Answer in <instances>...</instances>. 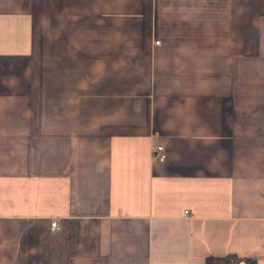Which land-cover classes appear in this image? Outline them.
Returning <instances> with one entry per match:
<instances>
[{"label": "crops", "instance_id": "0c3cea01", "mask_svg": "<svg viewBox=\"0 0 264 264\" xmlns=\"http://www.w3.org/2000/svg\"><path fill=\"white\" fill-rule=\"evenodd\" d=\"M227 254L264 264V0H0V264Z\"/></svg>", "mask_w": 264, "mask_h": 264}, {"label": "trees", "instance_id": "16d2710c", "mask_svg": "<svg viewBox=\"0 0 264 264\" xmlns=\"http://www.w3.org/2000/svg\"><path fill=\"white\" fill-rule=\"evenodd\" d=\"M205 264H256V261L251 258L239 257L235 254H227L222 257L208 256L205 259Z\"/></svg>", "mask_w": 264, "mask_h": 264}, {"label": "built area", "instance_id": "2783aa9c", "mask_svg": "<svg viewBox=\"0 0 264 264\" xmlns=\"http://www.w3.org/2000/svg\"><path fill=\"white\" fill-rule=\"evenodd\" d=\"M153 158L158 159L160 161L165 160L166 154H165L164 149H163L162 146H158L155 149V151L153 152ZM51 228L52 229H56V228H58V226H57L56 223L53 222V223H51Z\"/></svg>", "mask_w": 264, "mask_h": 264}]
</instances>
